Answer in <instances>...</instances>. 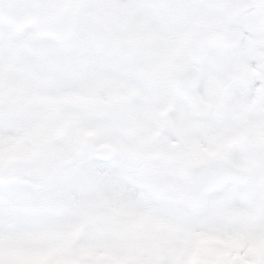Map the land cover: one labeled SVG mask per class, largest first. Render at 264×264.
<instances>
[{
    "label": "clouds",
    "instance_id": "9594fccd",
    "mask_svg": "<svg viewBox=\"0 0 264 264\" xmlns=\"http://www.w3.org/2000/svg\"><path fill=\"white\" fill-rule=\"evenodd\" d=\"M190 2L149 11L133 0H72L50 26L0 0V184L46 197L70 221L27 255L39 252L43 264H264V210L233 214L230 201L212 198L226 178L264 189V0H177ZM251 12L257 38L240 47L234 26ZM213 51L223 55L210 66ZM91 158L140 177L159 211L215 230L81 226L84 209L73 210L98 194L70 177Z\"/></svg>",
    "mask_w": 264,
    "mask_h": 264
},
{
    "label": "snow or ice",
    "instance_id": "6c2138e0",
    "mask_svg": "<svg viewBox=\"0 0 264 264\" xmlns=\"http://www.w3.org/2000/svg\"><path fill=\"white\" fill-rule=\"evenodd\" d=\"M12 5L19 13H42L49 25L54 26L57 18L71 8L72 0H12ZM133 5L149 11L195 7V3L181 5L177 0H160L159 3L133 0ZM234 28L240 47L255 41L258 32L256 13L242 16ZM222 55L210 52L209 65H217ZM244 154H247L246 148L236 153L237 156ZM70 182L98 194L95 200L87 201L73 210L72 216L78 217L79 209H84L85 221L81 226L125 229L143 225L154 235L167 233L171 229L184 232L215 230L212 225L197 227L153 207L144 199V181L122 170L113 161L91 158L73 169ZM212 198L218 207L230 201L233 214L247 215L257 209L264 210V189L247 178L239 182L230 178L223 179L213 189ZM69 226L67 209L50 202L46 197L36 196L16 183L0 184V264H43L46 257L39 252L33 256L27 255L29 249L38 247L31 242L61 232ZM245 234L249 237L254 235L251 231ZM141 264H146V258H141Z\"/></svg>",
    "mask_w": 264,
    "mask_h": 264
}]
</instances>
